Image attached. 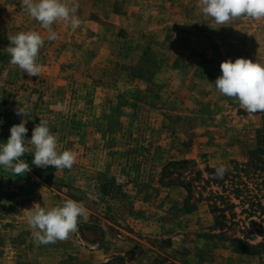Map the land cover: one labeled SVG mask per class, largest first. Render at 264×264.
Listing matches in <instances>:
<instances>
[{
  "label": "rangeland",
  "instance_id": "rangeland-1",
  "mask_svg": "<svg viewBox=\"0 0 264 264\" xmlns=\"http://www.w3.org/2000/svg\"><path fill=\"white\" fill-rule=\"evenodd\" d=\"M75 3L80 26L55 22L58 38L49 41L21 0H0V145L22 119L26 141L47 120L57 150L76 157L71 169L37 168L26 145L21 159L31 171L14 176L0 166V264H101L116 256L126 264H264V252L238 253L212 234L204 200L182 208L185 190L175 178L188 179L192 165L166 167L246 158L260 117L214 82L222 61L264 64V19L220 26L199 0ZM27 31L45 40L35 77L6 51L9 36ZM19 107L29 115H16ZM67 199L83 203L87 219L67 240L37 244L27 209Z\"/></svg>",
  "mask_w": 264,
  "mask_h": 264
},
{
  "label": "clouds",
  "instance_id": "clouds-1",
  "mask_svg": "<svg viewBox=\"0 0 264 264\" xmlns=\"http://www.w3.org/2000/svg\"><path fill=\"white\" fill-rule=\"evenodd\" d=\"M198 6L205 16L211 17L220 26L228 25L230 21L248 17L254 20L264 19V0H199ZM79 5L75 0H21L22 11L40 23L48 32L49 41L56 40L57 33L52 30L55 22L70 23L72 28H78L80 19L75 15ZM10 44L6 47L10 55V63L18 66L29 77L38 76L41 66L37 63L40 49L45 40L37 31L19 32L8 37ZM222 75L214 84L217 91L238 101L241 109L252 115L264 112V64L253 62L246 58H236L222 61ZM211 84V83H210ZM62 107V105H57ZM16 115H29L23 107H19ZM27 121L22 119L19 124L10 128V136L6 143L0 145V166L14 176H22L31 171L28 163L21 157L31 145L34 149L32 164L37 168L71 169L76 157L71 150L59 152L57 137L50 131L47 120H40L33 128L31 139H25L28 129ZM226 165L215 168L213 178L223 179L228 171ZM87 208L81 202L67 199L62 206L45 209L40 204H34L27 209V223L35 233L37 244L56 243L67 240L78 228V219H87Z\"/></svg>",
  "mask_w": 264,
  "mask_h": 264
},
{
  "label": "trees",
  "instance_id": "trees-1",
  "mask_svg": "<svg viewBox=\"0 0 264 264\" xmlns=\"http://www.w3.org/2000/svg\"><path fill=\"white\" fill-rule=\"evenodd\" d=\"M255 114L259 115L260 122L254 130L247 156L242 161L230 159L226 162L224 165L229 170L223 179L213 178L215 168L220 165L205 164L199 169L195 168L194 160L166 163L167 168L192 165L188 179L180 180V172L175 178V183L185 190L182 208L189 212L197 202L204 200L212 215L209 230L217 231L219 237L230 242L234 251L245 254L264 252V112ZM231 230L235 235L226 236L225 233ZM257 236H261L259 241H255ZM113 259L115 264H126L123 256L101 264H114Z\"/></svg>",
  "mask_w": 264,
  "mask_h": 264
}]
</instances>
